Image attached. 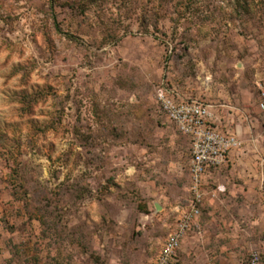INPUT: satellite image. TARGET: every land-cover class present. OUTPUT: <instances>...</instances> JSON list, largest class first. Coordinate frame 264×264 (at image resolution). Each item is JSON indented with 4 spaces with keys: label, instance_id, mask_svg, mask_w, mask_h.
Segmentation results:
<instances>
[{
    "label": "rangeland",
    "instance_id": "obj_1",
    "mask_svg": "<svg viewBox=\"0 0 264 264\" xmlns=\"http://www.w3.org/2000/svg\"><path fill=\"white\" fill-rule=\"evenodd\" d=\"M263 86L264 0H0V264H157L192 199L191 141L157 93L262 156ZM251 197L220 204L236 225L203 203L171 264L264 256Z\"/></svg>",
    "mask_w": 264,
    "mask_h": 264
},
{
    "label": "built area",
    "instance_id": "obj_2",
    "mask_svg": "<svg viewBox=\"0 0 264 264\" xmlns=\"http://www.w3.org/2000/svg\"><path fill=\"white\" fill-rule=\"evenodd\" d=\"M264 99V86L261 89ZM157 101L162 112L191 141V205L166 240L157 264H171L177 250L200 217L206 190L205 178L210 170L229 163L230 156L240 151L244 143L235 133L219 128L209 107L198 101H179L173 90L161 89ZM264 109V103L261 105ZM221 190V188H219ZM251 264H264V256L253 253Z\"/></svg>",
    "mask_w": 264,
    "mask_h": 264
},
{
    "label": "crops",
    "instance_id": "obj_3",
    "mask_svg": "<svg viewBox=\"0 0 264 264\" xmlns=\"http://www.w3.org/2000/svg\"><path fill=\"white\" fill-rule=\"evenodd\" d=\"M244 149H247V152L241 151L238 153H234L230 156L229 164L232 166L233 169H227L230 171L232 177L235 179V175L240 174V172H238L239 167L241 165H244L245 167L247 166L243 172L244 175H240L243 178L242 182L246 183L245 185L237 184L235 181L232 182V179L230 180L229 177H227V179H225L224 181L220 180V183L217 184L218 178L215 177L216 175L214 170H210L205 178L206 196L204 204L205 208L207 209V212L210 215L214 216H217L218 214H222L223 216L225 214V216L228 217L224 219L225 223L226 220H229L230 224L232 223L235 225V213L230 212L229 206H227V208L225 209V206H222L220 204H240L242 202L241 199H243L242 195L247 197L246 200H244L246 204L249 202L247 201V199H250L251 201V196L259 198L260 203L264 201V192L262 191L263 184L262 182H260V180L264 179V167H260L259 163L260 160H262V156L264 155H255L248 150V147ZM211 185H213V187ZM219 188H221V190H219ZM241 191L244 192V194H240ZM259 196H262V198ZM263 205L264 204H261V207L264 209ZM256 206L257 204L255 205V207ZM263 213L264 212L262 211V214ZM218 219L220 218L218 217ZM219 221L222 220L220 219Z\"/></svg>",
    "mask_w": 264,
    "mask_h": 264
},
{
    "label": "trees",
    "instance_id": "obj_4",
    "mask_svg": "<svg viewBox=\"0 0 264 264\" xmlns=\"http://www.w3.org/2000/svg\"><path fill=\"white\" fill-rule=\"evenodd\" d=\"M200 209H201V212H202V209H203V205L200 207Z\"/></svg>",
    "mask_w": 264,
    "mask_h": 264
}]
</instances>
